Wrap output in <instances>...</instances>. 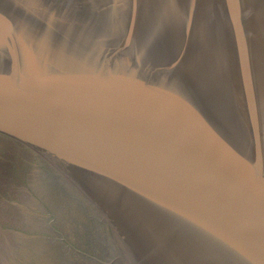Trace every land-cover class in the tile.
<instances>
[{"label": "water", "instance_id": "obj_1", "mask_svg": "<svg viewBox=\"0 0 264 264\" xmlns=\"http://www.w3.org/2000/svg\"><path fill=\"white\" fill-rule=\"evenodd\" d=\"M0 264H264V0H0Z\"/></svg>", "mask_w": 264, "mask_h": 264}]
</instances>
